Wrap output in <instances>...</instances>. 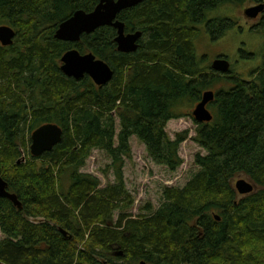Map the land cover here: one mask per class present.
<instances>
[{
	"label": "trees",
	"instance_id": "obj_1",
	"mask_svg": "<svg viewBox=\"0 0 264 264\" xmlns=\"http://www.w3.org/2000/svg\"><path fill=\"white\" fill-rule=\"evenodd\" d=\"M247 1L264 3L142 0L118 17L127 33H143L138 51L124 54L111 27L74 44L55 39L63 21L100 0H0V25L17 32L12 46H0V174L23 206L0 199V264H264V64L249 80H224L202 67L194 44L204 30L216 41L236 25L212 12ZM257 27L264 35V15ZM71 49L105 61L112 81L65 76L60 60ZM222 82L234 85L214 91L212 122L197 123L200 171L184 188H166L158 211L148 206L135 218L124 179L131 138L177 171L188 133L171 139L167 124ZM46 124L63 140L34 158L31 135ZM94 150L111 159L114 185L81 172ZM240 176L253 193L235 191Z\"/></svg>",
	"mask_w": 264,
	"mask_h": 264
},
{
	"label": "rangeland",
	"instance_id": "obj_2",
	"mask_svg": "<svg viewBox=\"0 0 264 264\" xmlns=\"http://www.w3.org/2000/svg\"><path fill=\"white\" fill-rule=\"evenodd\" d=\"M255 5L251 1H247L241 6L220 8L210 14V18H228L233 20L236 25L216 41H213L203 29V33L194 42L198 56L202 59L203 68L208 70L215 59L225 57L231 63L233 73L231 75L222 74L224 80L232 77L233 74L244 80H249L253 71L263 67L264 35L256 29L261 20H251L245 15V10ZM231 84L222 82L212 91L228 88L229 86L233 87L234 83L231 82ZM193 110L194 107L186 110V117L172 120L166 127L171 139H175L180 133H188V139L181 145L179 150L183 164L175 172H171L165 166L156 165L149 157L145 145L136 136L131 138L132 159L125 161L124 179L126 187L134 199V206L130 213L135 218L139 215L148 214L150 212L146 210L148 206L151 207L152 213L158 211L164 202L163 193L166 188L182 189L200 171L195 163V157L198 154L206 155V151L194 141L198 125L192 116ZM116 130L119 134L120 121L117 117ZM110 165L111 159L103 151L94 150L81 172L98 178L101 181V188H105L116 183L114 172L109 168ZM239 179L251 182L245 176H240ZM68 182L67 179L66 183ZM117 216L118 214H116V219ZM3 239L4 235L0 232V241Z\"/></svg>",
	"mask_w": 264,
	"mask_h": 264
},
{
	"label": "water",
	"instance_id": "obj_3",
	"mask_svg": "<svg viewBox=\"0 0 264 264\" xmlns=\"http://www.w3.org/2000/svg\"><path fill=\"white\" fill-rule=\"evenodd\" d=\"M142 0H100L94 11H76L69 19L63 21L56 33L55 39L66 43H78L83 35H90L103 27H111L116 30L115 43L118 51L124 54H132L138 51L139 41L143 33H126L125 24L118 20L121 12L138 6ZM264 13V3L245 10V15L251 19H257ZM16 33L8 26L0 27V43L3 47H10L14 44ZM62 73L75 80L85 76L99 87L109 84L114 71L103 60L98 59L94 54H81L78 50L72 49L66 52L61 58ZM211 69L220 74H227L231 71V63L225 57H219L212 62ZM216 93L212 90L202 95L201 101L194 107L192 116L197 123H210L214 116L209 105L215 101ZM63 140V130L56 124H46L36 129L31 135L30 153L34 158H40L45 153L51 152ZM235 189L240 196H246L254 192L255 187L245 179H238L235 182ZM0 199L10 201L19 210L23 208L15 194L8 191V183L0 174ZM217 220H220L216 216ZM63 234H65L63 232Z\"/></svg>",
	"mask_w": 264,
	"mask_h": 264
},
{
	"label": "flooded vegetation",
	"instance_id": "obj_4",
	"mask_svg": "<svg viewBox=\"0 0 264 264\" xmlns=\"http://www.w3.org/2000/svg\"><path fill=\"white\" fill-rule=\"evenodd\" d=\"M256 5L255 6H257V5H259V4H261V3H255ZM254 6V7H255ZM95 10V9H94ZM122 13V12H121ZM120 15V14H119ZM263 15H264V13L263 14H261L256 20H258V19H260V20H262V18H263ZM119 17V16H118ZM118 20H119V18H118ZM1 26H8V27H11V26H9V25H0V27ZM126 27V26H125ZM11 28H13V27H11ZM14 29V28H13ZM14 31H15V33H16V36H17V32H16V30L14 29ZM125 31H126V28H125ZM127 33V32H126ZM134 33H136V32H134ZM116 34H117V32H116ZM209 35V34H208ZM14 42H15V40H14ZM72 44H74V43H72ZM0 46L1 47H3L2 45H1V43H0ZM72 50V49H71ZM77 50V49H76ZM242 52V51H241ZM62 64V63H61Z\"/></svg>",
	"mask_w": 264,
	"mask_h": 264
},
{
	"label": "bare ground",
	"instance_id": "obj_5",
	"mask_svg": "<svg viewBox=\"0 0 264 264\" xmlns=\"http://www.w3.org/2000/svg\"><path fill=\"white\" fill-rule=\"evenodd\" d=\"M61 61V60H60ZM105 62V61H104ZM31 154V153H30ZM32 156V155H31ZM33 157V156H32ZM236 191V190H235ZM240 196V195H239Z\"/></svg>",
	"mask_w": 264,
	"mask_h": 264
}]
</instances>
